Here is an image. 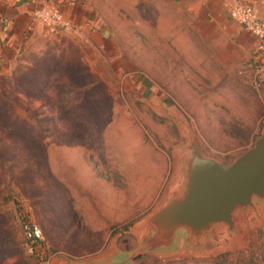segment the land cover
<instances>
[{"label":"rangeland","instance_id":"374dc122","mask_svg":"<svg viewBox=\"0 0 264 264\" xmlns=\"http://www.w3.org/2000/svg\"><path fill=\"white\" fill-rule=\"evenodd\" d=\"M44 1L82 3L103 19L108 62L100 46L48 38L8 60L0 34V264H99L92 259L105 251L109 264H264V197L237 207L232 225L216 223L199 239L184 233L169 251L139 255L150 230L138 229L182 193L193 145L225 165L255 145L264 131V91L221 81L217 67H172L183 56L167 45L159 22L177 9L156 8L154 0L35 5ZM132 154L144 170L164 165L156 199L141 200L140 215L129 217L138 206L126 197L121 224L91 231L71 198L72 161H99L116 172ZM174 182L175 196L163 200ZM29 222L43 231L36 246L43 259L26 248Z\"/></svg>","mask_w":264,"mask_h":264},{"label":"crops","instance_id":"0c3cea01","mask_svg":"<svg viewBox=\"0 0 264 264\" xmlns=\"http://www.w3.org/2000/svg\"><path fill=\"white\" fill-rule=\"evenodd\" d=\"M0 1V34L6 49L5 59H16L32 49L39 40L48 38L50 41L56 39L59 45L61 39H73L74 43H82L86 47L100 46V56L108 62L107 51L103 49L109 41L108 27L89 6L74 2L61 6L77 30L54 33L30 16L37 0ZM234 1L154 0L152 5L156 8L170 7L178 11V14L165 16L163 22H159V28L167 33V45L170 42L173 52L183 56L171 63L172 67H217L215 71L221 81L234 78L248 83L240 71L248 63L258 40L230 15ZM168 33L172 34L170 38ZM50 46L47 43V49ZM194 50L196 54L192 56ZM72 164L69 175L75 181V189L71 198L76 201L77 215L83 217L84 224L94 232H108L115 224H121L125 219L128 199L136 201L138 206V212L129 214V217L140 215L141 200L156 199L165 174L164 165H149L144 170L145 166L142 167L133 154L128 163L116 172L108 167L104 169L99 161L81 159L72 161ZM101 167L102 170L99 169ZM178 184H169L162 199H172L175 196L174 187ZM161 208L144 216L138 222L141 224L138 229L146 230L149 219ZM92 260L93 263L109 264V253L105 251Z\"/></svg>","mask_w":264,"mask_h":264},{"label":"water","instance_id":"95a60500","mask_svg":"<svg viewBox=\"0 0 264 264\" xmlns=\"http://www.w3.org/2000/svg\"><path fill=\"white\" fill-rule=\"evenodd\" d=\"M193 151L194 158L187 162V184L179 196L149 219L150 233L139 255L169 251L184 233L199 239L216 223L232 225L237 207L251 204L255 196L264 197V131L231 165L205 157L194 145Z\"/></svg>","mask_w":264,"mask_h":264},{"label":"built area","instance_id":"2783aa9c","mask_svg":"<svg viewBox=\"0 0 264 264\" xmlns=\"http://www.w3.org/2000/svg\"><path fill=\"white\" fill-rule=\"evenodd\" d=\"M230 15L258 40V45L240 74L246 77L256 92L264 91V0H235L230 7ZM30 16L54 33L73 29V23L58 4L44 1L34 6ZM24 237L27 250L43 259L36 247L41 246L44 239L41 228L34 223H26Z\"/></svg>","mask_w":264,"mask_h":264}]
</instances>
